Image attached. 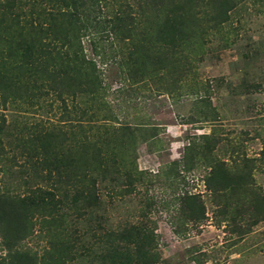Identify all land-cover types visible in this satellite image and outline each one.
<instances>
[{
    "label": "trees",
    "instance_id": "1",
    "mask_svg": "<svg viewBox=\"0 0 264 264\" xmlns=\"http://www.w3.org/2000/svg\"><path fill=\"white\" fill-rule=\"evenodd\" d=\"M241 1L0 0V167L24 187L23 192L0 191V264L162 262L149 199L137 221L119 229L109 224V205L154 180L136 166L134 146L141 128L108 127L116 114L98 63L105 51L94 46L88 55L83 40L95 42L105 34L120 42L110 58L124 78L133 84L158 81L162 93H171L182 88L179 81L201 60L210 34L223 31ZM51 97L61 103L62 119L80 117L69 132L59 123L28 119L31 109L45 110ZM83 119L88 125L83 126ZM146 134V141L157 137L152 130ZM210 136L190 141L182 158L163 173L172 178L180 174V162L186 171L208 162L206 183L213 194L228 189L248 203L235 212L224 204L228 222L251 216L255 222L264 220V199L252 188L254 160L243 158L231 172L214 157L219 139ZM197 195L180 193L181 219L205 216ZM243 227H238L240 234L247 233ZM35 232L48 238L41 255L23 245Z\"/></svg>",
    "mask_w": 264,
    "mask_h": 264
},
{
    "label": "rangeland",
    "instance_id": "2",
    "mask_svg": "<svg viewBox=\"0 0 264 264\" xmlns=\"http://www.w3.org/2000/svg\"><path fill=\"white\" fill-rule=\"evenodd\" d=\"M223 27V31L210 34L201 60L181 78L182 88L171 93H162L158 81L133 84L126 80L110 58L120 42L105 34H98L95 42L88 37L83 40L88 55H93L94 46L105 51V59L98 63L116 114L108 127L112 131L121 124L141 128L134 146L136 166L147 179L154 180L141 184L140 192L128 195L125 201L109 205V224L119 229L128 221H137L141 205L146 206L149 199L152 204L147 211L162 254L159 264H264V220L255 222L256 217L251 216L247 221L229 223L222 213L224 204H231L235 212L237 206L245 210L248 203L245 198V203L238 201L240 197H233L228 189L213 194L206 183L211 171L208 162H198L189 171L180 162V174L172 178L163 173L167 165L182 158L185 145L193 140L204 141L198 135L206 133L219 139L214 157L231 172L237 170L243 158L254 160L252 188L264 199V0H242ZM52 98L45 110L31 109L28 119L32 123H59L69 132L80 117L62 119L57 108L61 103ZM81 123L88 125L85 119ZM150 130L157 137L146 141ZM17 183L0 167V191L12 188L23 192L24 187ZM186 191L198 194L205 216L180 218L179 195ZM238 225L244 226L247 233L240 234ZM23 245L41 255L48 247V238L35 232Z\"/></svg>",
    "mask_w": 264,
    "mask_h": 264
}]
</instances>
